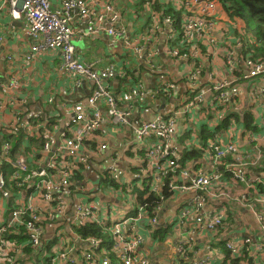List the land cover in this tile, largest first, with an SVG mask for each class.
Masks as SVG:
<instances>
[{"label": "crops", "instance_id": "obj_1", "mask_svg": "<svg viewBox=\"0 0 264 264\" xmlns=\"http://www.w3.org/2000/svg\"><path fill=\"white\" fill-rule=\"evenodd\" d=\"M49 1L52 9H58L65 0ZM95 1L99 3V6L102 4L112 6L114 11L119 13L120 20L116 30L120 31L122 28L124 33L121 36H109L104 31H100L98 35L86 38L74 35L71 44L75 49L76 60L86 65L93 64L96 71L108 67L113 69L114 77L103 80L101 83L115 97L117 103L125 102L126 96L136 88V84L123 87L121 81L124 71H130L131 76L141 84L142 88L140 89L145 98L140 100L133 97L129 102L132 125H115L109 118H106L103 127L97 129L85 140L89 163L86 168H81L78 174L81 188L78 192L65 198L67 211L64 218L57 223L44 225L42 244L49 248L59 245L50 249V255L56 257L57 260H60L62 254H67V251L72 249L73 252L69 253L68 257L65 256L68 262L87 264L82 255L91 253L92 264H97L105 258L111 264H119V261L115 259V254L113 255L108 247L102 250L103 253L96 251L93 247L90 248L93 238L82 239L77 234V228L72 232L78 237L74 238L72 233L69 234V231L72 230L71 224L74 221L75 207L80 204L96 205L99 213L94 215V219L97 218L105 225H108L107 218L124 220L135 217L137 205H135L134 198L127 193L128 188H131L134 194L136 190H140L135 185L137 182H141V178H137L129 170L130 167L136 168L138 165L135 160L136 153L132 151L135 146L132 126L141 121L151 120L158 111H162V107H165L166 113L169 114L173 112V105H179L182 117L176 119L175 137L177 143L178 138L183 141L180 143L182 151L184 149L197 151L203 147L199 137L203 126L208 132L213 128L217 129L223 119L230 115L242 117L245 112L253 115L257 127L254 134L245 130L242 124L229 119L226 130H219L212 137L215 139L216 145H236L238 154L249 163L258 158L255 165L246 166V178L252 181V187L247 188L241 183H235L232 178H226V173L223 172L233 162L232 156L221 158L216 169L209 170L213 156L209 151H201L203 154L199 158L193 159V162H187L185 168L194 172L195 170H207L221 176V180L219 179L215 185V190L219 189L231 196L226 202L224 199L220 202L225 206L223 225L213 232H198L188 248L189 258L183 259L175 244L179 239V234L172 227L171 234L166 235L163 243H159L156 242V239L152 240V234L149 231L138 229L140 231L138 233V225L133 227L132 224H129L126 228L127 233H135L143 238L137 255L145 258L149 264H197L205 257L210 258L209 264H262L263 255L256 247L261 245L264 248V239L258 236L259 229L255 214L259 211L264 216V203L257 202L258 198H262L264 201V194L257 192V189L264 190L262 184L264 182V98L253 97L250 92L253 89L252 85L262 84L261 81L257 82L258 79L260 80L259 76L254 80L246 81L244 79L248 75L247 61H251L248 58L250 55L243 56L239 53L240 49L235 45L237 37L234 36L231 23L224 24L222 22L224 27L218 26L215 31L217 43L210 47L211 50H207V46L201 42L198 48L202 50L196 49V52L193 51L195 49H190L189 58L182 61L169 58L166 54L165 44L168 42L170 34L169 27L164 26V29L156 31V36H150L149 28L153 24L155 25L153 19L156 20L157 16L150 13L146 15L145 12H142L140 7L143 5H138L136 0ZM0 8V83L1 81L9 82L12 79H16L20 83L17 90L0 94V103H4L6 106L5 108L2 104L3 110L0 111V136L4 137L11 125L16 126L18 133L25 134V143L19 147V150L23 152L22 155L29 168L36 171L46 169L51 154L43 150L42 137L48 135L55 140L60 139L63 134L65 137H71L73 135L72 130H69L72 119L71 108L76 103L84 102L97 88V84L81 79L79 86L74 85V81L61 70V58L56 51H45L36 55L34 60L26 61L25 56L29 53L34 42L27 37L24 23L11 18L8 7L3 5V0H0ZM217 9V14L223 11L219 5ZM183 19L182 16V21ZM72 27L76 31L77 17H75ZM173 35L174 43L178 42L179 33L174 32ZM137 36H143L144 40L142 41ZM39 41L41 39L35 42ZM134 46L139 47L140 52H136ZM197 55L198 57H196ZM8 57L11 60H7ZM193 60L200 62L201 73L198 81L191 83L184 74L187 66L191 67L193 63H196ZM256 62L259 61L256 60ZM222 83L229 84L228 87H237L239 91L237 98L229 103L228 108L218 107V103L213 100L212 86ZM162 87H165L164 91L167 93L165 99L168 97L165 103L163 98L159 101L155 95V91ZM198 95L202 96L199 104L193 102ZM153 97L155 98L153 99ZM104 104L101 101L98 105L102 114L106 112ZM193 104L196 109H190ZM225 108H227V112L224 110ZM32 113H39L40 119L30 118ZM181 118L183 119V123L181 122L183 133L179 136V127L181 128L179 120ZM21 122L26 123L24 129L19 127ZM211 143L207 142L205 148H208ZM101 145H106L107 148L101 151ZM257 150L260 151V154L257 153ZM139 151L144 150L140 148ZM11 158L14 160L15 156L11 155ZM192 165H196L197 169H194ZM110 167L122 170L124 185L114 184V187L111 188L109 182L102 179V173ZM219 167L224 168L222 173H220ZM46 171L51 172V170ZM150 180L148 179V182ZM256 180H260L261 183L256 184ZM10 190L13 191L15 200L19 202L25 200L27 196L25 191L18 192L13 186H10ZM243 191L247 194L245 199L242 198ZM190 198L191 195H182L169 201L158 214V224L167 223L171 226L177 217L179 208ZM236 198L241 202L237 203ZM130 205L133 206V210H130ZM142 216L145 220L139 221V223L141 226H145L148 223V216L144 213ZM90 224L98 225L105 234L107 233L108 239L110 238L108 227H102L98 222ZM61 232L63 233L60 234ZM246 238L253 239L252 246L242 244ZM21 240L23 243L26 242L25 238ZM103 242L105 241L103 240ZM226 242L238 245L240 252L248 249L249 254L237 256L235 263L230 262L228 252L224 247ZM23 249L32 250L28 255L29 259H31V255L34 258L37 257L33 249L27 246ZM191 253L194 254L193 257H191ZM40 257L43 258L41 254ZM41 262L40 260L39 263ZM22 264L31 263L24 262Z\"/></svg>", "mask_w": 264, "mask_h": 264}, {"label": "built area", "instance_id": "obj_2", "mask_svg": "<svg viewBox=\"0 0 264 264\" xmlns=\"http://www.w3.org/2000/svg\"><path fill=\"white\" fill-rule=\"evenodd\" d=\"M98 4L95 0H65L58 9H52L49 0H3V5L8 6L11 18L24 23L27 37L34 42L29 53L25 56L26 61L34 60L36 55L45 51H56L61 58V70L67 74L69 79L74 81L76 86L80 85L81 79H85L95 82L97 88L84 102L72 106V119L69 125V130L71 129L73 134L71 137H65V134L58 140L48 135L42 137L43 150L51 154L46 169L38 171L30 169L23 155L16 156L13 160L9 143L3 140V135L0 136V264H22L24 262L31 264H76V262H68L66 258L69 253L73 252L72 249H69L67 254H62L60 260L50 255V249L59 245L49 248L42 244L44 225L62 220L67 211L65 198L78 192L81 188L78 174L80 169L86 168L89 163L85 140L97 129L103 127L106 118H109L115 125L129 126L131 124L132 114L128 100L136 97L141 89L138 91H136L137 88L132 89L131 93L126 96L125 102L117 103L115 97L101 83L103 80L114 77L113 69L108 67L96 71L93 64L86 65L78 62L75 58V49L71 44V40L76 34L84 38L96 36L100 31H104L109 36L123 35L122 28L120 31L116 30L120 20L119 13L114 11L110 5L102 4L99 6ZM185 7L193 16L186 17L182 21L181 37L183 41L188 43L203 42L207 46V50H211L210 47L217 43L215 31L218 28V22L215 21V13L216 10L218 11V5L208 0H186ZM75 17L78 19L76 31L72 27ZM137 37L142 41L144 40L143 36ZM38 39L41 41L35 42ZM134 50L140 52V48L137 46H134ZM193 51L197 52V50ZM177 54L179 55L178 59L182 60L188 59L190 56ZM7 60H11V58L8 57ZM193 62L196 61L193 60ZM191 68L192 71L188 73V80L194 82L201 73L200 62L193 63ZM247 68L248 75L244 78L246 81L254 80L262 75L260 79L262 86L257 85V83L252 85L253 89L250 92L253 97L264 98V64L247 61ZM228 86L229 84L226 83L212 86L213 100L218 103V107H227L238 96V88ZM19 87L20 83L16 79L10 80L8 85L0 83V94L17 90ZM201 98L202 96L198 95L193 102L199 104ZM101 101L105 103V114H102L98 108ZM2 104L5 106L4 103H0V111L3 110ZM193 106L194 104L190 109ZM30 118L39 120L40 114L32 113ZM25 126L26 123L24 122L19 124L21 129H24ZM175 128L176 120L164 121L160 116H154L153 120L133 125L135 146L132 151L136 153L140 148H143L145 155L142 161L146 167L140 170L141 176L137 175V178H141V183L146 182L145 187H149L153 193L158 194L159 187L166 184L172 194H177V196L191 195V198L179 208L177 217L172 224V229L179 234V239L175 243L177 249L183 259H188V248L198 232H213L223 225L225 206L220 202L223 199L226 202L231 196L219 189L212 190L219 179L221 180L220 175L212 174L207 170L194 172L178 164L182 148L175 139ZM17 131V127L11 125L7 130V135H17ZM211 144L212 146L209 147L208 151L213 158L209 170L216 169L221 158L232 156L233 162L227 166L232 179L237 184L241 183L245 187L251 188L252 181L246 178V166L255 165L258 158L249 163L238 154L236 145L220 146L214 142ZM106 148V145L100 146L101 151ZM257 153L260 154V151L257 150ZM135 160L140 159L135 157ZM6 166L10 167L9 172L5 170ZM46 170H51V172ZM105 171L114 183L125 184L122 182L124 178L122 170L110 167L106 168ZM145 179L151 180L148 182ZM255 183L260 184L261 181L256 180ZM262 184L264 185V182ZM10 186H13L18 192L25 191L27 193L25 200L22 202L15 200ZM246 197L247 194L243 191L242 198L245 199ZM132 198L135 200V196ZM172 200L173 198L170 201ZM236 201L237 203L241 202L237 198ZM257 202L264 203L262 198H258ZM164 206L159 204L154 209V215L157 216L148 219V225L154 226L157 223L158 214ZM245 206L247 205L245 204ZM97 213H99V209L94 204L76 206L74 221L71 224L72 230L69 231V234L72 233L74 238L78 237L72 231L75 228L85 227L92 222H98L100 226L104 227L105 223H101L97 218L94 219V215ZM135 215V217L124 220L107 218L110 238L105 242L101 239H92L93 244L90 248L93 247L96 251L103 253L102 250L108 247L112 254H115V259L119 261V264H149L145 258L137 255L143 238L138 234H129L126 231L129 224H132L133 227L135 225L141 226L137 216L143 215V207H138ZM255 220L259 229L258 235L264 239V216L262 212L257 211ZM22 238H25V243L22 242ZM242 244L252 246V241L250 238H246ZM26 246L33 249L39 258H41L40 254L43 256L41 263H35L36 258L32 255L30 256L31 259L28 255L24 256L23 248ZM224 247L231 258L249 254L248 249L240 252V247L232 242H226ZM256 248L258 251L264 249L261 245ZM191 254L193 257L194 254ZM82 258L87 264H92L91 253L83 254ZM209 262L210 258L205 257L197 264H209ZM97 264L111 263L105 258ZM262 264H264V254Z\"/></svg>", "mask_w": 264, "mask_h": 264}, {"label": "trees", "instance_id": "obj_3", "mask_svg": "<svg viewBox=\"0 0 264 264\" xmlns=\"http://www.w3.org/2000/svg\"><path fill=\"white\" fill-rule=\"evenodd\" d=\"M138 5H143L140 7L142 9V12L150 13L153 16L156 15L158 18H165L167 17L170 22L173 24L174 32H180V23H182V9H172L170 6H166L164 3H162V0H136ZM211 2H215L217 5L221 7L225 15L230 19L231 21V28L234 30V36L237 37L236 40V47L240 49L239 53L243 56L250 55L248 57L252 62L259 61L258 63L264 64V0H208ZM147 4V5H146ZM148 6V7H147ZM174 7V6H173ZM234 23L240 24L241 26L233 25ZM237 28V29H235ZM253 31V35L250 33ZM182 34L179 35V41L174 43V45L180 49H182L181 54H186L188 56L189 50L193 47V49L202 50L201 48H198V45L200 43L193 42L188 43L186 41H183ZM223 41V39H222ZM232 44V43H229ZM229 48H232L229 46ZM248 53V54H247ZM197 63V62H196ZM122 85L123 87L126 85L133 86L137 83V80L134 79L131 76L130 71H124V75L122 77ZM222 108V107H220ZM222 110V109H221ZM227 112V108L224 109ZM229 119H233L236 123L242 124L244 129L247 130L250 134H254V131H257V127L255 125V121L253 118V115L249 112H245L242 117L234 115H230L223 119V122H221V127L219 126L217 129H214L211 131L205 129V126H203L200 130L199 137L201 147L199 150H186L184 149L181 152V155L178 159V164L181 167H186L187 162H193L192 160L195 158H199L201 154H203L201 151H205V147H207V142H215V139L212 138L215 132H219V130H226L225 128L228 126ZM3 139L9 143L11 155L19 156L22 155V151L19 150V147L22 146L25 143V134L22 132L18 133V135H12V134H6L4 135ZM176 139V137H175ZM181 138H178V143H182ZM181 145V144H180ZM206 152V151H205ZM145 152L144 151H138L135 154V157H138L139 159H144ZM134 156V155H133ZM140 161V160H138ZM229 162V160H227ZM194 166V169H197L196 165ZM145 163L141 161L136 165V168L130 167V173L133 175L141 176V169H145ZM5 170L8 172L10 171V167L6 166ZM220 173L224 170V168L219 167ZM198 171V170H195ZM223 173H226L225 176L227 179L232 178L229 171L226 169ZM135 178V177H134ZM102 179L107 180L109 182V186L112 188L114 183L112 180L109 179V176L106 172L102 173ZM148 180V179H145ZM112 184V185H111ZM144 184V183H143ZM109 187V188H110ZM114 187V186H113ZM159 193L155 194L153 193L150 188L144 187L143 189L136 190L135 195V205L137 207H143V213L148 216V219H153L154 216V209L158 207L159 204L166 205L165 203L167 201H170L172 198L173 200L177 197V194H172L167 188L166 184H163L161 187H159ZM119 189L118 187L116 188ZM212 190H215V187L212 188ZM259 191L260 194H264L263 189H257V192ZM109 225H105V227H108ZM172 225L170 224H163L160 225L157 223L153 225L146 224L145 226H138V229L140 231L147 230L149 231L152 236V240L156 239V242H164V239L166 235L171 234ZM138 231V233L140 232ZM77 234L82 239L85 238H100L104 241L108 239L107 233L103 231L102 228H100L96 224H89L85 227H81L77 229ZM24 256L30 255L32 250L23 249ZM29 252V253H28ZM39 257H36L35 263H39ZM228 260L230 262H236L235 258H231L228 254Z\"/></svg>", "mask_w": 264, "mask_h": 264}, {"label": "rangeland", "instance_id": "obj_4", "mask_svg": "<svg viewBox=\"0 0 264 264\" xmlns=\"http://www.w3.org/2000/svg\"><path fill=\"white\" fill-rule=\"evenodd\" d=\"M164 2H162V3H165V5L166 6H170L172 9H182L183 10V12H181L182 13V16L184 17V18H186V17H190V16H193V15H191L190 13V11L185 7V3H186V0H163ZM174 6V7H173ZM6 7H8V6H6ZM148 7V6H147ZM146 15H149V13H145ZM127 19V18H126ZM184 20V19H183ZM151 21V20H150ZM153 21H154V23H155V25L153 24V26L152 27H150L149 28V34H150V36H156L155 35V33H156V31L157 30H160V29H164V26L166 27V28H168L169 27V32H170V34H169V37H168V42L165 44V46H166V50H167V55H168V57L169 58H172V59H177V60H182V59H178V54L177 53H181L182 52V49H180V48H178V47H176L175 45H174V41H173V38H174V35H173V33H174V28H173V24H172V22H170V20H168L167 19V17H165V18H158V17H156V20H154L153 19ZM215 21L216 22H218L217 24H218V26L220 27V28H222V27H224V24L226 23V22H230L231 23V21H230V19L228 18V17H226L225 16V14L223 13V11H221V13L220 14H217V10H216V13H215ZM222 22L224 23V24H222ZM183 23V22H182ZM182 23H180V28H181V31L179 32V35L180 34H182ZM228 25V24H227ZM233 25H237V26H241L240 24H236V23H234ZM154 27H156V29H154ZM227 28H230V27H227ZM235 29H237V28H235ZM252 35H253V31H251L250 32ZM196 43V42H195ZM177 51V53H174V52H176ZM180 51V52H179ZM192 55V54H191ZM184 60H187V59H184ZM184 60H182V61H184ZM192 71V68L189 66H187V70L185 71V78H186V76H187V78H188V73L189 72H191ZM260 77V79H261V77H262V75L261 76H259ZM198 79H199V76L197 77V80L196 81H198ZM257 79V78H256ZM196 81H194V82H196ZM260 80L258 79L257 80V82H259ZM4 82V83H3ZM1 81V84L3 83V84H5V85H8V82L6 81ZM192 83V82H191ZM75 85V84H74ZM136 91H138V89H140V88H142L141 87V84L140 83H136ZM164 89H165V87H162V88H160L158 91H155V95H156V97H157V99L160 101L161 100V98H163V102L165 103V100H168V97H166V99H165V94H167L165 91H164ZM136 97L138 98V99H140V100H144V98H145V96H144V94H143V92L141 91V90H139L138 91V94L136 95ZM155 97H153V99H154ZM131 101V99L130 100H128V104L130 105V102ZM171 103H172V101H171ZM159 104V103H158ZM161 106H164L163 104H161ZM193 109H196V107H192ZM167 111L165 110V107H162V111H158L154 116H160L164 121H166V120H168V119H172V120H176V119H178L179 117H182V112H181V107L179 106V105H173V112L172 113H169V114H167L166 113ZM154 119V117L151 119V120H153ZM146 121H149V120H146ZM180 126H181V124L183 123V119L181 118L180 120ZM142 122H145V121H141L140 123H142ZM182 122V123H181ZM130 123H131V121H130ZM140 123H138V124H140ZM137 124V125H138ZM134 125H136V124H134ZM177 131V128H175L174 129V133ZM178 133L180 134L179 136H181L182 135V126H181V128L179 127V131H178ZM212 146V144H210V146L209 147H211ZM205 148V150L206 151H208L210 148ZM142 160L140 159V161H137L138 163H140ZM147 185V183L145 182L144 184L143 183H136V185H135V187L136 188H139V189H142V188H144L145 186ZM126 187V186H125ZM128 195L129 196H133V190L131 189V188H128ZM122 199H123V197H121ZM136 209H138V207L136 206L135 207ZM130 210H133V206L132 205H130ZM137 219L139 220V221H143V220H145L144 219V217L143 216H137ZM259 236V235H258ZM260 237V236H259ZM261 238V237H260ZM167 239V238H166ZM251 239V241H253V239L252 238H250ZM150 252V251H149ZM260 253L263 255L264 254V249H262V250H260Z\"/></svg>", "mask_w": 264, "mask_h": 264}, {"label": "water", "instance_id": "obj_5", "mask_svg": "<svg viewBox=\"0 0 264 264\" xmlns=\"http://www.w3.org/2000/svg\"><path fill=\"white\" fill-rule=\"evenodd\" d=\"M93 83V81H91Z\"/></svg>", "mask_w": 264, "mask_h": 264}]
</instances>
